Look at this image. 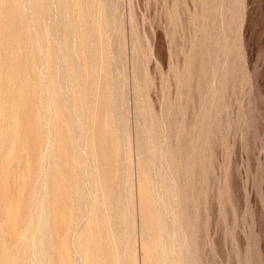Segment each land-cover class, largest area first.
Here are the masks:
<instances>
[{"label":"rangeland","instance_id":"obj_1","mask_svg":"<svg viewBox=\"0 0 264 264\" xmlns=\"http://www.w3.org/2000/svg\"><path fill=\"white\" fill-rule=\"evenodd\" d=\"M12 1L0 264H264V0Z\"/></svg>","mask_w":264,"mask_h":264},{"label":"bare ground","instance_id":"obj_2","mask_svg":"<svg viewBox=\"0 0 264 264\" xmlns=\"http://www.w3.org/2000/svg\"><path fill=\"white\" fill-rule=\"evenodd\" d=\"M11 1H12V0H11ZM13 1H14V4H11V5L14 6L16 2H15V0H13ZM13 1H12V3H13ZM79 5H80V4H79ZM16 7H17V6H16ZM13 8H15V7H13ZM9 9H10V8H9ZM18 9H19V8H18ZM10 10H11V9H10ZM0 11H1V10H0ZM14 11H16V9H15ZM80 11H81V10H80ZM10 13H11V12H10ZM14 13H15V12H14ZM2 14H3V13H2ZM2 14H1V15H2ZM11 14H12V13H11ZM13 15H14V14H13ZM2 18H3V17H2ZM9 19H10V18H9ZM10 20H11V19H10ZM19 20H21V19H19ZM19 20H18V21H19ZM11 21H12V20H11ZM76 21H77V20H76ZM12 22H13V21H12ZM14 22H15V21H14ZM9 23H10V22H9ZM17 23H18V22H17ZM2 24H3V23H2ZM18 24H19V23H18ZM29 24H30V23H29ZM2 26H3V25H2ZM9 26H10V25H9ZM11 26H12V25H11ZM24 26H25V25H24ZM3 27H4V26H3ZM12 27H13V26H12ZM20 28H21V27H20ZM20 28H19V31H20L21 29H23L24 27L21 28V29H20ZM24 29H25V28H24ZM24 29H23V30H24ZM14 30H15V28L13 29V32H14ZM98 30H99V29H98ZM98 30H97V31H98ZM9 31H10V30H9ZM25 31H27V30H25ZM99 31H100V30H99ZM99 31H98V32H99ZM0 32H1V31H0ZM11 32H12V31H11ZM13 32H12V33H13ZM15 32H16V31H15ZM2 33H3V32H2ZM9 34H10V33H9ZM15 34H16V33H15ZM12 35H13V34H12ZM24 35H25V34H24ZM24 35H23V36H24ZM80 35H81V34H80ZM14 37H15V36H14ZM17 39H19V38L16 37V40H17ZM23 39H24V38H23ZM46 43H47V42H46ZM15 45H16V44H15ZM16 48H17V47H16ZM3 49H4V48H3ZM17 52H18V51H17ZM14 53H15V52H14ZM18 57H19V56H18ZM11 58H12V57H11ZM17 69H18V68H17ZM28 78H29V77H28ZM13 79H14V78H13ZM21 82H22V81H21ZM26 82H27V80H25V84H26ZM34 83H35V82H34ZM51 83H52V82H51ZM25 84H24V85H25ZM19 86H20V85H19ZM29 86H30V85H29ZM25 87H26V85H25ZM30 87H31V86H30ZM49 87H50V86H49ZM46 88H47V87H46ZM20 89H21V88H20ZM31 90H32V89H31ZM28 94H29V92H28ZM76 97H77V95H76ZM27 100H28V99H27ZM18 103H19V102H18ZM24 103H25V102H24ZM26 103H27V102H26ZM54 103H55V102H54ZM59 103H60V102H59ZM19 104H20V103H19ZM19 104H18V105H19ZM49 104H50V103H49ZM51 106H52V107H51L52 109H53V107H55V105H51ZM56 106H57V105H56ZM44 107H45V106H44ZM48 108H49V107H48ZM48 108H47V110H48ZM57 108H58V106H57ZM41 109H42V107H41ZM54 109H55V108H54ZM3 111H4V110H3ZM48 111H49V110H48ZM51 111H52V110H51ZM57 111H58V110H57ZM14 112H15V111H14ZM53 113H54V111H53ZM53 113H52V114H53ZM16 114H17V113H16ZM54 114H55V113H54ZM11 116H12V115H11ZM55 117H56V116H55ZM37 120H39V119H37ZM57 121H58V120H57ZM12 122H13V121H12ZM34 123H35V122H34ZM14 124H15V123H14ZM34 125H35V124H34ZM38 125H39V124H38ZM38 125H37V126H38ZM41 125H42V124H41ZM30 126H31V125H30ZM11 127H12V126H11ZM28 127H29V126H28ZM34 127H35V126H34ZM38 127H39V126H38ZM38 127H37V130L40 132V129H38ZM35 128H36V127H35ZM39 128H40V127H39ZM29 129H31V128H29ZM35 130H36V129H35ZM10 131H11V130H10ZM31 131H32V130H31ZM31 131H30V132H31ZM41 131H43V130H41ZM36 133H38V132L36 131ZM42 133H43V132H41L40 135H39V133H38L37 136L39 135V137H40V136L42 135ZM16 135H17V134H16ZM42 136H43V135H42ZM35 137H36V136H35ZM40 138H41V137H40ZM40 138H39V139H40ZM41 139H42V138H41ZM38 141H39V140H38ZM142 141H143V140H142ZM144 143H145V142H144ZM24 147H25V146H24ZM150 147H151V146H150ZM54 148H55V147H54ZM26 149H27V148H26ZM23 151H24V150H23ZM153 151H154V150H153ZM155 152H156V151H155ZM152 154H153V153H152ZM152 154H151V156H152ZM125 155H126V153H125ZM153 156H154V155H153ZM154 157H155V156H154ZM151 159H153V158H151ZM151 159H149V160H151ZM147 161H148V160H147ZM148 162H149V161H148ZM148 164H149V163H148ZM148 164H147V165H148ZM151 164H153V163H151ZM166 166H167V165H166ZM170 167H171V166H170ZM38 168H39V167H38ZM143 168H144V167H143ZM167 168H168V167H167ZM168 169H169V168H168ZM162 170H163V169H162ZM37 171H38V170H37ZM141 171L143 172L142 169H141ZM171 171H172V170H171ZM160 172H162V171H160ZM167 173H168V172H167ZM142 174H143V173H142ZM148 174H149V173H148ZM157 174H158V173H157ZM157 174H156V175H157ZM61 175H62V174H61ZM144 175H145V174H144ZM161 175H162V174H161ZM169 175H170V174H169ZM61 177H62V176H61ZM128 177H129V176H128ZM154 177H155V176H154ZM166 177H167V176H166ZM53 178H55V177H53ZM59 178H60V177H59ZM73 178H74V176H73ZM158 178H159V177H158ZM171 178H172V177H171ZM136 179H137V178H136ZM165 179H166V178H165ZM165 179H164V180H165ZM169 179H170V178H169ZM59 180H61V179H59ZM154 180H155V179H154ZM162 180H163V179H162ZM172 180H173V179H172ZM143 181H144V180H143ZM157 181H159V180L157 179ZM157 181H156V182H157ZM141 182H142V181H141ZM141 182H139L138 185H139ZM166 182H167V181H166ZM173 183H174V182H173ZM58 184H59V182H58ZM126 184H127V183H126ZM142 184H143V183H142ZM169 184H170V183H169ZM140 185H141V184H140ZM140 185H139V187L141 188L142 185H141V186H140ZM173 185H174V184H173ZM146 186H147V185H146ZM150 186H151V185H150ZM150 186H149V187H150ZM165 186H166V189H167L168 184H166ZM169 186H171V184H170ZM169 186H168V187H169ZM127 187H128V186H127ZM151 187H152V186H151ZM154 187H155V186H154ZM174 187H175V186H174ZM123 188H124V187H123ZM129 188H130V186H129ZM143 188H144V187H143ZM146 188H147V187H146ZM146 188H144V189H146ZM175 188H176V187H175ZM141 189H142V188H141ZM128 190H129V189H128ZM146 190H149V188L146 189ZM146 190H145V193H147ZM122 191H123V190H122ZM167 191H172V190L169 189V190H167ZM177 191H178V190H177ZM143 192H144V191H143ZM165 192H166V190H165ZM172 192H173V191H172ZM141 194H142V191H141ZM143 194H144V193H143ZM143 194H142V195H143ZM170 194H173V193H170ZM170 194H169V196H171ZM173 195H174V194H173ZM122 196H123V195H122ZM143 196H144V195H143ZM144 197H145V196H144ZM145 198H146V197H145ZM156 198H157V197H156ZM158 198H159V197H158ZM171 198H172V197H171ZM126 199H127V198H126ZM154 201H155V200H154ZM161 201H162V200H161ZM170 201H171V200H170ZM40 202H41V201H40ZM70 202H71V201H70ZM125 202H126V201H125ZM36 204H37V203H36ZM71 204H72V203H71ZM71 204H70V206H71ZM166 204H167V203H166ZM37 205H38V204H37ZM124 205H125V204H124ZM39 206H40V204H39ZM42 206H43V205H42ZM167 206H168V204H167ZM44 207H45V206H44ZM70 208H71V207H70ZM166 208H167V207H166ZM125 209H126V208H125ZM163 210H164V208H163ZM173 211H174V210H173ZM128 213H129V212H128ZM130 213H131V211H130ZM170 213H171V212H170ZM172 213H173V212H172ZM67 214H71L70 209H69V212H68ZM72 214H73V213H72ZM72 214L69 215V216H73ZM84 214H85V213H84ZM88 214H89V213H88ZM175 214H176V213H175ZM165 215H166V214H165ZM158 216H159V215H158ZM39 217H40V216H39ZM171 217H172V216H171ZM103 218H104V217H103ZM38 219H39V218H38ZM70 219H71V218H70ZM86 219H87V218H86ZM86 219H85V220H86ZM77 220H78V219H77ZM107 220H108V219H107ZM122 220H123V219H122ZM156 220H157V219H156ZM43 221H44V220H43ZM64 221H65V220H64ZM68 221L70 222L71 220H68ZM68 221L66 220V221H65L66 223H64V225L67 224ZM103 221H104V219H103ZM120 221H121V219H120ZM124 221H125V220H124ZM172 221H173V220H172ZM38 222H39V221H38ZM71 222H72V221H71ZM86 222H87V220H86ZM104 222H106V221H104ZM104 222H103V223H104ZM134 222H135V221H134ZM44 223H45V222H44ZM77 223H79V222H77ZM124 223H126V221L123 222V224H124ZM167 223H168V222H167ZM41 224H43V223L41 222ZM69 224H70V223H68V227H69ZM104 224H105V223H104ZM107 224H108V221H107ZM126 224H127V223H126ZM168 224H169V223H168ZM170 224H172V223H170ZM179 224H180V223H179ZM76 225H77V224H76ZM119 225H120V223H119ZM127 225H128V224H127ZM65 226H67V225H65ZM125 226H126V225H125ZM177 226H179V225H177ZM120 227H121V226H120ZM157 227H158V226H157ZM163 227H164V226H163ZM125 228H126V227H125ZM125 228H124V229H125ZM177 228H178V227H177ZM62 229H64V226H63ZM69 229H70V227H69ZM70 230H71V229H70ZM143 230H144V229H143ZM163 230H164V229H163ZM172 230H173V229H172ZM67 231H68V230H67ZM89 231H90V230H89ZM125 231H126V230H125ZM38 232H39V231H38ZM64 232H65V231H64ZM64 232H63V233H64ZM86 232H87V231H86ZM159 232H160V231H159ZM171 232H173V231H171ZM123 233H124V232H123ZM35 234H36V233H35ZM39 234H40V233H39ZM65 234H66V232H65ZM83 234H84V233H83ZM91 234H92V233H91ZM79 235H80V234H79ZM127 235H128V234H127ZM158 235H159V234H158ZM125 236H126V232H125ZM172 236H173V235H172ZM158 237L161 238L160 236H158ZM173 237H174V236H173ZM174 238H175V237H174ZM125 239H126V238H125ZM161 239H162V238H161ZM161 239H160V240H161ZM166 239H167V237H166ZM170 239H171V238H170ZM35 240H36V239H35ZM62 240H64V239H62ZM83 241H84V240H83ZM149 241H150V240H149ZM162 241H163V240H162ZM162 241L159 242V240H158V242L161 243V245H163V244H162ZM36 242H37V241H36ZM38 242H39V241H38ZM67 242H68V241H67ZM67 242L65 241V244H67ZM181 242H182V241H181ZM183 242H184V241H183ZM185 242H186V241H185ZM143 243H144V242H143ZM163 243H164V242H163ZM173 243H174V242H173ZM62 244H63V243H62ZM147 244H148V243H147ZM147 244H146V245H147ZM181 244H182V243H181ZM83 245H84V244H83ZM123 245H124V244H123ZM143 245H144V244H143ZM154 245H155V244H154ZM157 245H158V244H157ZM173 245H174V244H173ZM124 246H125V245H124ZM124 246H123V247H124ZM147 246H148V245H147ZM167 246H168V244H167ZM176 246H178V245H176ZM41 247H42V246H41ZM63 247H64V245H63ZM65 247H66V245H65ZM67 247H68V246H67ZM129 247H130V246H129ZM163 247H164V246H162V247L160 246V248H163ZM172 247H173V246H171V249H172ZM174 247H175V246H174ZM174 247H173V248H174ZM87 248H88V246H87ZM126 248H127V247H126ZM131 248H132V247H131ZM180 248H181V247H180ZM66 249H68V248H66ZM123 249H124V248H123ZM164 249H165V247H164ZM164 249H162V250H164ZM171 249H170V251H171ZM178 249H179V248H178ZM182 249H183V248H182ZM63 250H64V248H63ZM93 250H94V249H93ZM155 250H156V248H155ZM162 250H161V252H163ZM64 251H65V250H64ZM64 251H63V252H64ZM157 251H158V250H157ZM157 251H155V252L158 253L159 251H158V252H157ZM60 252H62V251H60ZM68 252H69V250H68ZM81 252H82V251H81ZM94 252H95V250H94ZM176 252H178V250L175 251V254H176ZM186 252H187V251H186ZM65 253H66V254H65ZM65 253H63V254H65L66 257H64L62 254H61V255H62L61 257H63V258H67V257H68V255H67V251H65ZM179 253H180V252H179ZM37 254H38V253H37ZM59 254H60V253H59ZM84 254H86V252H85ZM158 254H160V252H159ZM158 254H157V255H158ZM168 254H169V253H168ZM187 254H188V253H187ZM70 255H71V254H70ZM86 255H87V254H86ZM131 255H132V253H131ZM154 255H155V253H154ZM171 255H172V254H171ZM181 255H182V254H181ZM181 255H180V256H181ZM185 255H186V254H185ZM161 256L163 257L164 255H161ZM165 256H166V255H165ZM168 256H170V255H167V258H168ZM129 257H130V256H129ZM157 257H158V256H156V258H157ZM162 257H160V258L162 259ZM173 257H175V255H174ZM173 257H172V258H173ZM176 257H177V256H176ZM178 257H179V256H178ZM178 257H177V260H178ZM185 257H186V256H185ZM185 257H184V258H185ZM83 258H86V257L83 256ZM115 258H116V257H115ZM147 258H148V257H147ZM152 258H153V257H152ZM169 258H171V257H169ZM181 258H182V257H181ZM181 258H180V259H181ZM69 259H70V257H69ZM131 259H132V258H131ZM150 259H151V258H150ZM150 259H149V260H150ZM173 259H174V258H173ZM175 259H176V258H175ZM59 260H62V258H60V255H59ZM67 260H68V259H67ZM70 260H71V259H70ZM184 260H185V259H184ZM184 260H182V261H184ZM134 261H135V259H134ZM156 261H157V260H156ZM159 261H160V260H159ZM167 261H170V260H167ZM173 261H174V260H171V263H172ZM175 261H176V260H175ZM182 261H181V262H182ZM63 262H64V261H63ZM67 262H68V261H67ZM157 262H158V261H157ZM163 262H164V259H163ZM181 262L178 261L179 264H180ZM61 263H62V261H61ZM178 263H174V262H173L172 264H178ZM183 263H184V262H183ZM39 264H41V263H39ZM62 264H63V263H62ZM66 264H67V263H66ZM68 264H70V263H68ZM131 264H132V260H131ZM156 264H157V263H156ZM161 264H163V263L161 262ZM166 264H167V262H166Z\"/></svg>","mask_w":264,"mask_h":264}]
</instances>
